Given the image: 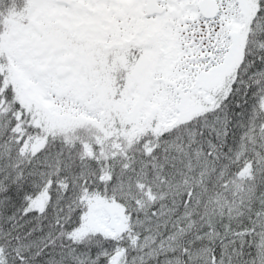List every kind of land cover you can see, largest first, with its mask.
<instances>
[{"label":"snow or ice","instance_id":"6c2138e0","mask_svg":"<svg viewBox=\"0 0 264 264\" xmlns=\"http://www.w3.org/2000/svg\"><path fill=\"white\" fill-rule=\"evenodd\" d=\"M0 264H264V0H0Z\"/></svg>","mask_w":264,"mask_h":264}]
</instances>
